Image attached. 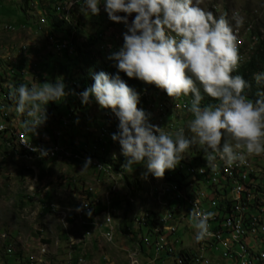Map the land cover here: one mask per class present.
<instances>
[{"label": "rangeland", "instance_id": "1", "mask_svg": "<svg viewBox=\"0 0 264 264\" xmlns=\"http://www.w3.org/2000/svg\"><path fill=\"white\" fill-rule=\"evenodd\" d=\"M62 2L63 0L58 1V3ZM54 4L51 0H0V113L3 118L0 117V133L7 132V135L5 134L6 142L0 134V264L6 262L31 264L30 261H27L28 256L33 260L36 258L39 260L41 257L44 262L39 264H73L69 261H74L78 257H82L83 262H77V264H127V249L138 246L139 237H144L142 245L145 254L141 258L143 261L149 262L153 256H158L156 244L154 243L155 247L147 245L154 240V235L151 229L148 233L147 227L142 226L139 229V224H144L138 223L134 218H138L145 210H157L158 214L163 215L162 210L165 208L164 213L168 209L173 211L180 222L171 220L167 224L176 227V235L173 239L178 240L171 241V244L174 243L175 250L172 256L164 258V264H175L173 257L177 256L180 246L197 254V257L194 256L192 259L193 264L221 262L218 259H223L227 248L216 249V242L212 239L196 242V231L190 223V211L193 209L197 211L199 201H207V194L208 201L213 203L210 206V211L218 213V209H220L221 216L227 214V218L216 222V226L223 227V221L224 228L228 224L231 226L234 216L238 215L237 207L240 212H247L242 211L244 210L243 202L235 201L233 205L230 198L216 192L218 184H205L204 178H196V186H201V190L205 193H199V198H192V203L195 205H191L189 201L191 200L190 193L187 194L188 199L185 201H182L180 194L170 193L162 199L164 207H156L152 201V194L156 192L155 187L157 189L163 187L170 191L177 187L184 190L186 183L192 181V177L195 176L188 174L191 178H185L181 182L166 180L165 176L168 172L166 171L163 179H156L150 174L145 179L143 176L146 171L144 165L135 164L131 169L124 168L123 182L121 181L118 186L117 182L112 184L113 192L117 187L119 188L115 194L120 203L117 209H119V213L121 212V215H118L117 212L112 217L110 208H107L103 213H101L102 211L96 212L98 205H102L104 209L107 184H104L103 179L97 176L92 164L87 170L82 171L85 161L80 158L70 157L65 160L64 158L37 156L24 152L18 146L19 134L17 132L19 125L23 129V121L26 117L15 111V102L9 99L13 83L20 81L31 87L32 85L40 86L44 82L54 83L57 79H62L67 96L61 102H50L47 105L48 119L45 127L48 124L50 128L48 138L53 140V146H60L59 138H64L67 140V145L76 147V150L95 153L98 158L104 156V160L107 161L110 155L115 153L119 163H125L119 143L114 142L111 138L112 134L118 131V119L110 110L100 109L94 99L87 105L82 104L76 88H73L71 78L72 74L76 79L80 76V74L77 76L76 70L83 65L74 60V55H67L61 47L51 46V42H61L62 40L73 42L74 49L75 46L81 47L82 50L90 51L96 61L113 64L107 59V56L122 46L124 25L111 22L104 10H101L98 16L89 14L86 18L80 12V6L83 7L84 4L83 0H79V4H74L70 9L67 8L65 2L62 8L60 7L61 10L57 9V11L64 12L63 14L59 13L60 16H68L71 23L76 21L81 23L79 30L68 34L66 31L56 29L50 21L48 13L51 9L48 7H54ZM201 7L212 11L217 18L221 15L226 16L230 24L233 25L237 35L240 66L258 43L259 38L252 34V30L255 29V33L262 32V29L258 28L257 22L264 18V0H204ZM234 15L243 17V26L238 30L235 29L232 20ZM3 24L12 25L13 29L5 30L2 27ZM98 33L102 36H105L106 33L104 38L106 48L101 45V41L92 38ZM15 65H19L20 70L12 72ZM158 92L164 91L159 90ZM144 96V93L139 95L138 107L145 110L146 113L153 112L155 125L163 127L166 132H172L167 128L169 121L175 122L183 119L178 123L179 126H182L192 118L182 100L173 102L165 92L158 98L164 112L158 108L157 95L153 101L154 106L148 104L151 95L147 94L146 98ZM185 99L190 100L191 97H185ZM69 114L71 115L70 121L68 120ZM165 116L166 118L163 119L162 117ZM5 118L8 120H4ZM58 121L62 125L57 128ZM102 132L105 134L104 137ZM100 136L107 141L104 146L106 149L104 155L101 146L98 153L94 152L93 148L88 150L93 141H97ZM27 139L34 143L33 136H27ZM70 141L74 144H71ZM200 152L198 146L190 147L184 153L182 162H188L191 157L194 158L192 163L198 164L196 166L200 167L201 161L198 163L199 159L197 158ZM113 156L112 160H115L116 156L115 158ZM200 159H204L203 153H201ZM113 162H105L106 171H101V173L105 177H110L113 172L119 179H122L123 174ZM252 162L250 166L254 170L252 174L254 178L247 180V182H251V185L248 184L244 197L248 201H253L254 194V197H258L259 205L264 207V158L258 160L253 157ZM205 163L207 166V162ZM179 165L182 166V171L187 173L190 165L187 163ZM258 166L262 170L261 172H257ZM184 173L182 174L185 175ZM233 179L234 177L229 179L228 185L231 188L235 185ZM109 196L110 194H107V199ZM225 197L229 204L225 203ZM130 199H133V203ZM165 200H170L168 208V202ZM247 200L245 199V201ZM84 203L87 204V207L77 211L75 207ZM89 212L91 215L87 216L90 220L91 217L95 219L96 226L83 223L87 219L85 214ZM143 218L145 221L151 220V225L156 224L154 214H146L140 221ZM97 226L109 228L105 234L108 239L103 235L104 230L98 229ZM125 228H128V232L125 231ZM87 231L90 234H87ZM164 236H171V233L164 231ZM201 243L202 247H200ZM251 243L255 245L254 249L257 252L264 250V242L250 240L248 244L251 246ZM7 247L9 248L5 253ZM40 248L41 254H39ZM200 248H207V252L211 253V258L200 259L199 254L204 256V249L201 251ZM9 250L10 252H8ZM162 251L165 249L162 248L160 253ZM129 252V264L133 263V259L141 263L139 255L130 256ZM152 264L161 263L152 262ZM234 264L237 262L235 261Z\"/></svg>", "mask_w": 264, "mask_h": 264}, {"label": "clouds", "instance_id": "2", "mask_svg": "<svg viewBox=\"0 0 264 264\" xmlns=\"http://www.w3.org/2000/svg\"><path fill=\"white\" fill-rule=\"evenodd\" d=\"M203 3L204 0H84L80 6L87 18L89 14L98 16L103 5L111 22L124 25L122 46L107 56L117 73H95L94 83L79 97L82 104L94 99L100 109L114 114L119 123L111 138L119 143L125 158L122 167L131 169L143 164L145 179L149 174L163 179L166 171L178 167L192 146L199 147L213 172L217 170V159L231 167L244 164L247 157L264 155V92L255 100L245 94L251 85L243 76L233 74L240 63L233 25L226 16L217 18L205 10ZM74 4L79 0H69L67 8ZM232 20L235 29L243 26V17L234 15ZM119 73L154 85L173 102L191 97L184 105L192 117L186 127L166 132L152 124L151 114L138 107L139 94ZM254 79L258 85L264 83V73L256 74ZM66 96L62 79L40 86L20 84L9 92L15 111L26 117L25 133L32 136L39 134L38 129L48 119L47 105L61 102ZM205 96L213 102L202 104ZM21 143L30 146L26 141ZM47 154V150L40 151L41 156ZM90 165L91 158H86L82 171ZM214 216L212 211H190L196 242L211 236L209 220Z\"/></svg>", "mask_w": 264, "mask_h": 264}, {"label": "built area", "instance_id": "3", "mask_svg": "<svg viewBox=\"0 0 264 264\" xmlns=\"http://www.w3.org/2000/svg\"><path fill=\"white\" fill-rule=\"evenodd\" d=\"M58 1L56 0L54 3V9L57 10L58 9ZM103 1L101 0V3ZM101 10L103 11V5H101ZM106 36V33H105ZM105 36H97L99 38H101V45L104 46V38ZM51 46H57V47H61L63 48V42H51ZM104 48H106V46H104ZM15 66L13 67V72H15ZM150 95H152L150 93ZM152 97V96H151ZM158 108L160 111L164 112V108L160 107V100L158 101ZM0 117H1V113H0ZM150 122L152 124H156L155 120H151ZM159 122V121H158ZM180 127H186V126H178V128ZM177 128V129H178ZM177 129H173V130H177ZM38 135H33L34 137V145H35V149H45L47 150L48 153L51 154V158L57 156V155H62V153H69V158L73 157V158H80L84 161H86V155H77L76 154V147H68L67 146V140H64V138H59L60 139V146H53V140H48L47 139V132L46 129L44 128V125L38 129ZM17 134L20 135H24V136H32V134H26L25 130L22 129L19 125V131L17 132ZM13 148V147H12ZM87 148V147H85ZM90 148H97V146H91ZM102 151V150H101ZM201 153H203L201 151ZM105 154V151H103V155ZM253 157H256V159L258 160H262L264 158V155H259V156H250L247 157L248 158V165L247 166H238V165H233L231 166L234 170V172L236 173V175H238V178L241 179L242 181V188L240 190H233L228 184L227 182L222 178V176L220 174H218L217 172H212V170L210 168H208L206 166L205 163V159L201 160V168H196L197 169V177H192V188H187V190L189 191L190 195H191V202H192V198H199V193H205L203 190H201V186H196V178H204V183L205 184H209V183H217L218 184V189H219V194L220 195H225L228 198H230V200H236V192H243V184H250L251 182H243L242 180V173L243 171H249V165L252 162ZM104 156L103 158H91V163H94V169L98 175V173L101 176V169L103 167H105V160H104ZM190 164L192 165L193 168V163L192 160H189ZM216 163H219L218 160L216 161ZM262 170L260 169V167L258 166V171L257 172H261ZM172 176H179V170L175 169V170H171V173H169L168 177L166 178V180H172ZM104 183L107 184V186H109L110 183H114V182H121L119 177L114 174L112 172L110 177H102ZM253 189V187H252ZM115 194H110V204L109 207L106 208H111V209H117V207H112L111 202H112V196ZM263 196H264V188H263ZM165 198V188L164 189H156V192L154 194H152V201L154 202V205L156 207L161 206L164 207V200L162 201V199ZM155 199V200H154ZM156 201V202H155ZM167 201V200H165ZM170 201V200H168ZM241 202L244 203V210L242 211H247L249 213V235L250 239H251V235H263L264 236V231H256L255 230V222L256 220H263L264 223V207H261L258 203V197H254L253 194V201H245L244 200H239ZM85 204V203H84ZM84 204H78L75 208L77 209H85ZM183 204H189V203H183ZM206 204V205H205ZM212 201H208V194H207V201H199V205H197V211L200 212H206V211H210V206L212 205ZM51 205V204H50ZM185 205H182L183 207H185ZM163 215L158 214L157 210L153 211V210H147V214H154L156 217V224L154 225H147V222L145 221V218L142 219V221H138V222H142L144 224L145 227H147V230H152V234L154 235V243L157 246L158 249V256L160 255V250L162 248H165V240H172V238L175 236V231L176 228H173V231L171 233V236H164V227H165V218H164V210H162ZM118 214L121 215V212L119 213V209H118ZM88 215V213H87ZM216 220H222L221 218V210L218 209V213H215L214 218H212L211 220H209V231L211 232V236L208 237L207 239H214V233H221V242H216V249H220L221 248H227V246L222 244V235H230L231 238H234V234H231L230 232H228L227 230H225L224 228V221H223V227H216ZM236 222H238V218H236ZM91 224L93 225V220L87 216V225ZM87 234H90L89 231H87ZM206 239V240H207ZM253 245V243H251ZM141 247L142 246H135L134 248L131 249H127L128 251H130V256L133 255H140L142 256L143 253L141 251ZM204 249V258H211V253L207 252V248H203ZM231 253H237L236 250H230V257H228L227 259H218L219 261H222V264H232L231 263ZM39 254H41V248L39 250ZM158 256H153V258L151 259V261L149 262H144L141 258V263H131V264H150L151 262H153L154 260H156V258ZM185 264H193L191 262V260L188 257H185ZM27 261H30V263L32 264H39V263H43L44 261L41 260V257L36 258V260L32 259L30 256L27 257ZM83 258L82 257H78L76 260L74 261H70L73 264H77V262H82ZM7 264H11L8 263ZM242 264H245V258L242 257ZM260 264H264V255H263V259H261V263Z\"/></svg>", "mask_w": 264, "mask_h": 264}, {"label": "bare ground", "instance_id": "4", "mask_svg": "<svg viewBox=\"0 0 264 264\" xmlns=\"http://www.w3.org/2000/svg\"><path fill=\"white\" fill-rule=\"evenodd\" d=\"M66 2V5H68V3H69V0H63V5H64V3ZM83 2H84V0H83ZM59 5H60V3H58ZM60 7L61 6H58V9H60ZM62 8V7H61ZM64 8V7H63ZM61 10V9H60ZM64 10V9H63ZM57 11V10H56ZM59 11V10H58ZM62 13H64V12H62ZM62 16H65V15H62ZM65 17H68V16H65ZM64 19V18H63ZM65 20V19H64ZM68 22H71L70 21V19H69V17H68V20H67ZM2 27L3 28H5V30L6 29H8V30H11V29H13V27H11V25L10 24H3L2 25ZM57 39H59V38H57ZM60 40V39H59ZM64 41V42H63ZM66 40H62L61 42H63V50H65L68 54H72L73 55V53H75V50L76 49H74V46H73V42H65ZM102 47V46H101ZM104 49V48H103ZM13 72V71H12ZM188 101H190V100H188ZM153 103V102H152ZM152 103H149L151 106H153L152 105ZM187 103V101L186 102H184V105ZM145 111V110H144ZM148 111V110H147ZM162 112V111H161ZM148 113H150L151 114V118H152V120H155V115H152V113L153 112H151V111H148ZM165 115V114H164ZM69 121H70V118H71V115L69 114ZM150 118V119H151ZM163 119L164 118H166V116L165 117H162ZM183 119H179V120H176L175 122L174 121H172V122H170L169 121V123H168V129L169 130H172V132H174L175 130H173V129H177L178 128V126H179V124L178 123H180V121H182ZM47 122V121H46ZM59 122V126L57 125V128L58 127H61V125H62V123L60 122V121H58ZM182 126H186V124H183ZM69 127V126H68ZM44 128L46 129V132H47V139L49 140V136H50V134L48 133V131H50V128H49V126H48V124H46V127H45V124H44ZM56 128V127H55ZM24 129V128H23ZM67 129V128H66ZM53 130V129H52ZM64 132V131H63ZM105 132H106V130H105ZM103 133V132H102ZM101 133V134H102ZM102 136L104 137L105 136V134L103 133L102 134ZM102 136H100L99 137V139L97 140V141H93V143H92V146H97V148H93V151L94 152H96V153H98L99 151H100V143H102L103 145H105V143H107V141L106 140H104V139H102L103 137ZM21 141H26L27 143H30V146H28V145H25V144H23V143H21ZM18 146L24 151V152H26V153H31V154H33V155H37V156H41L40 155V151L41 150H45V149H37V151H33L32 149L33 148H35V145H34V143L33 142H31V141H29L28 139H27V136H24V135H20L19 134V137H18ZM68 147H71V145H67ZM90 149H92V148H89L88 150H90ZM103 149V151H105V148H102ZM83 152H85V151H83ZM85 155H86V158H98L96 155H95V153H85ZM113 155H115L116 156V159L115 160H112V156ZM200 155H201V152L199 153V156L197 157L199 160H198V163H199V161H201V159H200ZM47 157H51V154L50 153H48L47 155H46ZM115 156H113V158H115ZM196 156V155H195ZM53 158H60V159H67V158H69V153H62V155H57V156H55V157H53ZM100 158H103V156H100ZM196 159V158H195ZM190 160H194V158L192 159L191 157H190ZM112 161H114L113 163L115 164V166L117 167V168H119V171L123 174V178L122 179H120V181H124V168L125 167H122V165L123 164H121V163H119V161H118V157H117V155L114 153V154H112V155H110V158H109V160L107 161V160H105V162H112ZM219 161V163H217V170L216 171H214V172H217L218 174H220L221 176H222V178L227 182V184H229L230 182H229V179H230V177H234V182H235V185L232 187V189L233 190H240L241 188H242V181H241V179L240 178H238V175H236V173L234 172V170H233V168L232 167H227L225 164H224V162L223 161H221V160H218ZM184 163H187V164H189L190 166H189V169L187 170V173H184L182 170H183V168H182V166L181 165H178V167L176 168V169H178L179 170V176H172L173 178H175V179H177V180H179L180 182L181 181H183V180H185V178L186 179H188V178H191V176H188V174H190V175H193V176H195V177H197V169L196 168H201V166L200 167H198V166H196V165H198V164H196V165H194L193 164V168H192V165L190 164V162L188 161V162H180V164H184ZM92 165V167L94 168V163H91ZM251 164V163H250ZM236 165H238V166H247L248 165V160H247V158H246V162L244 163V164H239V163H237ZM106 166L105 167H103L102 169H101V171H106ZM253 169H251V166L249 165V171H243V173H242V180H243V182H247V180H249V178H254V176L252 175L253 174ZM213 172V171H212ZM169 173H171V170H169L168 172H167V175L165 176V179L168 177V175H169ZM182 173H184L185 175H183ZM101 178L102 177H105V175L104 174H102L101 173V176H100ZM103 179V178H102ZM149 181V180H148ZM157 181V180H156ZM119 183H121V182H117V186L119 185ZM105 184V183H104ZM112 184L113 183H110L109 184V186H107V188H106V200H105V206H104V209L103 210H101L102 212L101 213H103V212H105L106 210H107V208L106 207H109V204H110V196H109V198L107 199V194H115L117 191H118V187H117V189H116V191H112ZM209 184H211V185H217V183H209ZM262 184V183H261ZM160 187V186H159ZM247 187H248V184H243V192H236V200H232V204L234 205V202L235 201H237V202H240L239 200H243L244 198L247 200V198L246 197H244V194H246V192H247ZM187 188H192V181H189V182H187L186 183V185H185V188H184V190H180L178 187L176 188V189H174V188H172L173 189V191H170L169 189H165V195H168V194H170V193H178V194H180L181 195V197H182V201H185V200H187L188 199V196H187V194L189 193V191L187 190ZM156 189H157V187H155V191H156ZM159 189H163V187H160ZM90 190V189H89ZM151 191L153 192V190L151 189ZM154 193V192H153ZM264 197V196H263ZM107 200H108V203H107ZM131 200V202L133 203V199H130ZM190 201V203H191V205H195V203H192L191 202V200H189ZM248 201V200H247ZM168 203H167V206L168 205H170V202L169 201H167ZM171 207V206H170ZM172 208V207H171ZM166 209V208H165ZM164 209V210H165ZM230 209H232V207H230ZM90 210H91V207H90ZM95 210V209H94ZM237 213H238V215L237 216H234V218H233V223H232V225L230 226V224H228L226 227H225V230H227L228 232H230L231 234H234V235H236V236H234V238H231L230 237V235H222V244L223 245H225V246H227V250H226V252L224 253V255H223V259H227L228 257H230V250H236L237 251V253H231V263L232 264H234L235 263V261L237 262V264H242V257H244L245 258V264H260L261 263V259H263V255H264V250L263 251H261V252H258V255L257 256H255L254 257V255L253 254H255V252H257L256 251V249H254V246L255 245H251L250 246V244H248V242H250V240H255V241H257V240H260V241H262V242H264V236L263 235H251V239H250V236H248L249 235V227H248V225H249V213L248 212H246V213H242V212H240V210L238 209V207H237ZM92 211V210H91ZM110 211H111V214H112V217H113V215H115V214H117V212H118V209H111L110 208ZM116 212V213H115ZM175 212H177V211H175ZM147 214V210H145L144 211V213L142 214V215H140L138 218H134V220H137V222L138 221H140L141 220V218L144 216V215H146ZM119 215V214H118ZM85 216H87V214H85ZM84 216V217H85ZM92 219H93V217H91ZM164 218H165V227H164V231H168L169 233H172V231H173V228H176V227H174V226H168L167 224H168V222L169 221H179V219H178V217H177V215H175L174 214V212L173 211H170L169 209H168V211L167 212H165L164 213ZM225 218H227V214H225L224 216H223V219H225ZM236 218H238V222H236ZM84 220V219H83ZM94 220L95 219H93V225L94 226H96L95 225V223H94ZM146 222H147V220H146ZM180 222V221H179ZM83 223L85 224V225H87V219H85V221H83ZM139 223V222H138ZM113 224H114V220H113ZM142 226H144V225H141V224H139V229L140 228H142ZM145 227V226H144ZM97 228L99 229V228H101V229H103L104 231H103V235H104V237H106L105 236V234L109 231V228H105V227H98L97 226ZM138 228V227H137ZM127 230H128V228H127ZM255 230L256 231H264V223H263V220H256V222H255ZM130 231V230H129ZM152 231V230H151ZM148 233H150V230H148ZM175 233H176V231H175ZM176 235V234H175ZM248 237H249V240H248ZM107 238V237H106ZM108 239V238H107ZM139 241H138V246H142V242H143V240H144V237H139V239H138ZM172 240H178V239H176V238H172ZM172 240H165V251H167V252H169V253H174V247H173V245H174V243H172L171 244V241ZM213 241H215V242H221V233H214V239H212ZM177 242V241H176ZM230 243L232 244L231 246H230ZM234 244H236V246H234ZM147 245L148 246H154V240H152L151 242H150V244H148L147 243ZM259 246V245H258ZM155 247V246H154ZM181 247V246H180ZM180 247H179V251H178V254H177V257H179V256H181V254L184 252L183 251V249H184V247H183V249L181 250L180 249ZM200 247H202V243H201V245H200ZM9 247H7L6 249H5V253H7V249H8ZM201 249V251L203 250V248H200ZM156 250V249H155ZM185 250V249H184ZM258 250V249H257ZM180 251H181V253H180ZM183 251V252H182ZM128 250H127V264H129L128 263V260H129V255H128ZM130 253V252H129ZM163 254H166L165 252H162ZM161 253V254H162ZM160 254V255H161ZM193 254L197 257V254L196 253H194L193 252ZM177 257H173L174 258V262H175V264H176V258ZM198 257L200 258V259H203L204 257H203V254H199L198 255ZM139 259H140V261H141V256L139 255ZM70 262V261H69ZM68 262V263H69ZM83 262V261H82ZM133 263H140L139 261H137V260H135V259H133V261H132ZM222 262V261H221ZM221 262H218L217 264H222ZM80 263V262H79ZM78 263V264H79ZM6 264H7V262H6Z\"/></svg>", "mask_w": 264, "mask_h": 264}, {"label": "trees", "instance_id": "5", "mask_svg": "<svg viewBox=\"0 0 264 264\" xmlns=\"http://www.w3.org/2000/svg\"><path fill=\"white\" fill-rule=\"evenodd\" d=\"M56 0H51V2H55ZM59 5V4H58ZM60 6L62 7L63 4L60 3ZM49 9V17H50V21L53 24V26L61 31H66L69 33L75 31V30H79V26H81V23L79 21H76L75 23H71L68 22V17L65 16H60V14H63L61 11H56L53 7H48ZM60 13V14H59ZM65 20H64V19ZM258 28L262 29L261 33H255V29L252 30V34L258 36L259 40L257 45L255 46V48L251 51L250 55L248 56V58L246 59V61H244L242 64H240V66L238 67V70L233 73L234 75L239 74L241 76H243L251 85L250 88L245 90V94L250 98V99H258L259 98V93L264 92V83L262 84H257L254 76L256 74L262 73V71H264V18L260 19L258 22ZM12 26V25H11ZM97 33V32H95ZM94 33V34H95ZM97 36H102L100 33H98V35H94L92 36L93 39L97 40V41H101V38L97 37ZM73 39V38H72ZM74 41V40H73ZM101 43V42H100ZM105 45V44H104ZM76 49V53H74V57H75V61H77L78 63H81L83 65V67H80L79 69L76 70V74L77 76L80 74V76H78V78L76 79V77L74 76V74H72V80H73V88H76L75 90L77 91V94L81 93L82 91H84L86 88L90 87L93 83H94V79H93V75L95 73H99L100 71H104L106 73H108L109 75H115L117 73V69L115 67H113L112 63H104V62H98L96 61V59H94V57L91 55L90 51H85L82 50V48L75 46ZM67 55H72V54H68L67 52H65ZM15 69L17 71H19L20 69L18 68V66L15 65ZM119 75L121 76V79H123L129 87L133 88L139 95L141 93H144V97H147V94H152L151 96V100H148V104L152 103L155 99V95H157V100H159L158 98L161 96L162 93L164 92H158L160 89H157L154 85H147L144 84L143 82L139 81L138 79H129L126 74L124 73H119ZM22 81V80H21ZM20 84H25V83H21L20 81L13 83L12 88L13 87H17ZM27 85V84H26ZM203 95V92H202ZM148 99V98H147ZM146 99V100H147ZM183 102H188L189 99H185L182 98L181 99ZM213 102L210 100V98H208L207 96L204 97V100L202 101V104H207ZM153 105V103H152ZM154 106V105H153ZM1 108V105H0ZM1 112V109H0ZM50 114V112H49ZM1 119H3L1 117ZM4 120H8L7 118H5ZM2 135V138L4 137V141L6 142V137L5 134L7 135V132H3L0 133ZM71 144L72 141H70ZM101 147L104 148L105 145H103L102 143H100ZM73 147V146H71ZM106 150V149H105ZM76 154L77 155H85V153L83 151L80 150H76ZM206 162V160H205ZM106 166V165H105ZM97 176H100V174L98 173ZM175 181L180 182L177 179H173ZM215 191L219 192V189L216 188ZM89 194V192H87ZM223 196V195H222ZM227 204H229L227 197H225V199ZM112 207H117L118 205L120 206L119 201L117 200V195H113L112 196V202H111ZM228 206V205H227ZM169 207V205L167 206V208ZM221 208V206H218ZM103 209L102 205H98V208H96V212H99ZM171 211V210H170ZM148 218V217H147ZM222 220L223 216H221ZM226 219V218H225ZM219 220H216V222H218ZM147 225H151V220H147ZM126 226V225H125ZM127 227V226H126ZM216 227H220V226H216ZM125 231L128 232V230L125 228ZM131 233H133L132 231H130ZM181 250L183 249V247L180 248ZM185 249V247H184ZM183 249V253L181 254V256L176 258V264H185V257H188L191 262L193 263L192 259L195 256L193 253H191L189 250ZM141 251L143 254H145V249L142 245L141 247ZM179 251V250H178ZM177 251V252H178ZM165 252L166 254H161L159 255L156 260H154L153 262H160L161 264H164V258L167 256H172V253H169L167 251H162ZM181 253V251H180ZM254 257L258 255V252H255V254H253ZM153 256V253H152ZM157 256V255H156ZM151 257V255H150ZM151 261V259H150ZM145 262V261H144ZM152 264V262L150 263Z\"/></svg>", "mask_w": 264, "mask_h": 264}, {"label": "crops", "instance_id": "6", "mask_svg": "<svg viewBox=\"0 0 264 264\" xmlns=\"http://www.w3.org/2000/svg\"><path fill=\"white\" fill-rule=\"evenodd\" d=\"M8 252H10V250H9ZM5 264H6V263H5ZM13 264H15V263H13Z\"/></svg>", "mask_w": 264, "mask_h": 264}]
</instances>
